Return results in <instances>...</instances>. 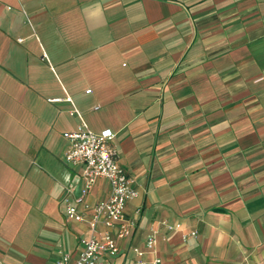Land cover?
<instances>
[{"label": "crops", "instance_id": "1", "mask_svg": "<svg viewBox=\"0 0 264 264\" xmlns=\"http://www.w3.org/2000/svg\"><path fill=\"white\" fill-rule=\"evenodd\" d=\"M6 117L18 165L48 169L47 207L67 222L40 251L0 264L75 263L92 236V211L84 223L66 213L84 166L67 163L65 138L62 149L48 141L57 124L65 134L81 123L112 132L139 192L107 264H135V249L151 262L150 236L163 264H264V0H0ZM110 193L99 180L86 204ZM11 194L0 186V211Z\"/></svg>", "mask_w": 264, "mask_h": 264}, {"label": "built area", "instance_id": "2", "mask_svg": "<svg viewBox=\"0 0 264 264\" xmlns=\"http://www.w3.org/2000/svg\"><path fill=\"white\" fill-rule=\"evenodd\" d=\"M88 94L91 91H87ZM74 111L71 115H75ZM64 138L69 143L66 161L72 166H84V185L80 196L74 202L66 201V213L70 221L84 223L86 212L92 211L90 228L92 236L81 240L82 251L78 260L72 263L69 255H63L56 264H107V257H116L119 247L113 235L117 232L119 239L130 235V226L124 221L126 206L139 197L138 190L128 177L126 171L115 159L111 148L114 135L111 131L95 133L85 123H81L76 130L66 132ZM106 180L111 187L110 197L107 201L91 207L86 199L99 180ZM103 224L106 231L100 239L95 233L98 226ZM196 236V233H193ZM157 241L150 236L146 241V248L153 254L151 262L146 259L147 253L135 249L137 260L135 264H163L162 259L156 255Z\"/></svg>", "mask_w": 264, "mask_h": 264}, {"label": "rangeland", "instance_id": "3", "mask_svg": "<svg viewBox=\"0 0 264 264\" xmlns=\"http://www.w3.org/2000/svg\"><path fill=\"white\" fill-rule=\"evenodd\" d=\"M20 105L22 112H29V102ZM10 120L7 117L0 119V186L12 193L10 199H2L6 204L0 211V258L20 260L26 254L40 251L50 238H56L54 223L66 224L67 221L59 205H56L55 214L47 207L51 182L43 180L42 183V179L47 177L48 169L34 166L31 170L29 165L26 170L23 165H18L19 150L7 142L14 137L10 133L12 129L4 125ZM26 120L29 123L30 118H21L23 124ZM63 134L64 129L57 124L48 134V141H54L62 149L66 145ZM57 159L64 161V154L59 153ZM19 180L22 191L17 187Z\"/></svg>", "mask_w": 264, "mask_h": 264}]
</instances>
